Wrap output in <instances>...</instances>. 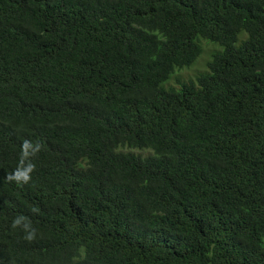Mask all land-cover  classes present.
Segmentation results:
<instances>
[{
  "label": "trees",
  "instance_id": "trees-1",
  "mask_svg": "<svg viewBox=\"0 0 264 264\" xmlns=\"http://www.w3.org/2000/svg\"><path fill=\"white\" fill-rule=\"evenodd\" d=\"M0 264H264V0H0Z\"/></svg>",
  "mask_w": 264,
  "mask_h": 264
},
{
  "label": "clouds",
  "instance_id": "clouds-1",
  "mask_svg": "<svg viewBox=\"0 0 264 264\" xmlns=\"http://www.w3.org/2000/svg\"><path fill=\"white\" fill-rule=\"evenodd\" d=\"M42 150V144L37 141L33 143L25 139L21 145V155L20 163L16 170L8 174L6 177L8 181L15 180L18 184L23 183L27 184L32 179V173L36 170L35 163L32 162V158L37 156L38 153ZM26 220L23 216H18L12 222V227L17 228L21 225V222ZM26 235L25 239L31 241L36 238V229L31 227V222L29 221L24 225ZM28 229H31L30 231Z\"/></svg>",
  "mask_w": 264,
  "mask_h": 264
},
{
  "label": "rangeland",
  "instance_id": "rangeland-1",
  "mask_svg": "<svg viewBox=\"0 0 264 264\" xmlns=\"http://www.w3.org/2000/svg\"><path fill=\"white\" fill-rule=\"evenodd\" d=\"M215 45L219 46L218 44ZM217 46H214L212 44H207L206 42H204L202 45L203 52L199 56L195 64L189 68H185L183 70L177 71V73L173 76V79H171V84L176 85V79L178 78L182 80H188L191 78L194 79L200 73L205 72L207 70L206 65L210 60L212 53L216 50H219ZM220 50H222L221 47Z\"/></svg>",
  "mask_w": 264,
  "mask_h": 264
}]
</instances>
